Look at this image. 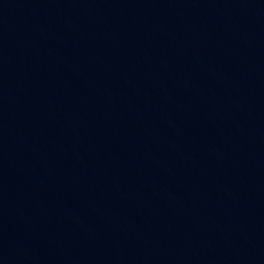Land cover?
<instances>
[{
    "label": "water",
    "instance_id": "95a60500",
    "mask_svg": "<svg viewBox=\"0 0 264 264\" xmlns=\"http://www.w3.org/2000/svg\"><path fill=\"white\" fill-rule=\"evenodd\" d=\"M42 0H0V108L14 78Z\"/></svg>",
    "mask_w": 264,
    "mask_h": 264
}]
</instances>
